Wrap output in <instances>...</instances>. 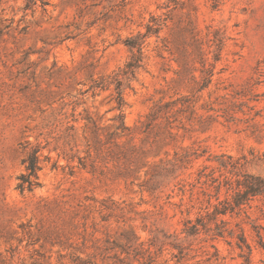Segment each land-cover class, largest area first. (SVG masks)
I'll list each match as a JSON object with an SVG mask.
<instances>
[{
    "label": "rangeland",
    "instance_id": "1",
    "mask_svg": "<svg viewBox=\"0 0 264 264\" xmlns=\"http://www.w3.org/2000/svg\"><path fill=\"white\" fill-rule=\"evenodd\" d=\"M245 174L264 0H0V264H264Z\"/></svg>",
    "mask_w": 264,
    "mask_h": 264
},
{
    "label": "trees",
    "instance_id": "2",
    "mask_svg": "<svg viewBox=\"0 0 264 264\" xmlns=\"http://www.w3.org/2000/svg\"><path fill=\"white\" fill-rule=\"evenodd\" d=\"M131 47H136V54H133L131 56V60H129L125 66L126 71L129 73H133L134 69L138 67V62L141 60L140 58V43H135L131 45ZM208 82V81H206ZM206 84V83H205ZM204 84V86H205ZM120 95V91L118 90V103L121 104L122 100ZM154 116L155 113H153ZM38 169L36 165L35 157L32 155L27 160V166L26 170L28 171V175H32L35 178L36 177V170ZM23 176H20V179H22ZM23 182V180H22ZM22 182L18 185L19 188H22ZM233 195V199L231 202H224L222 204V208H219L218 206L214 208V218L217 217L218 214H226L228 211L233 212L235 208H239L242 204L246 203L248 199L252 196L256 195H262L264 194V177L261 176H255L251 174H245V177L243 180H237L236 181V188ZM264 246V244L262 243ZM248 249L249 246H248Z\"/></svg>",
    "mask_w": 264,
    "mask_h": 264
}]
</instances>
